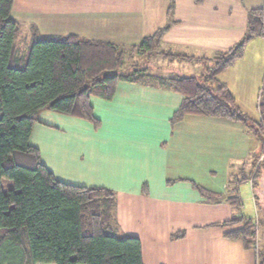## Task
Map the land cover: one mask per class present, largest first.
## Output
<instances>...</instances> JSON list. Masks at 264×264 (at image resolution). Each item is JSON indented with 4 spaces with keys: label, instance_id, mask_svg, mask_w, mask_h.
<instances>
[{
    "label": "crops",
    "instance_id": "crops-1",
    "mask_svg": "<svg viewBox=\"0 0 264 264\" xmlns=\"http://www.w3.org/2000/svg\"><path fill=\"white\" fill-rule=\"evenodd\" d=\"M172 1L173 11L168 14ZM261 8L264 0H14L11 17L20 25L16 41L25 43V49L17 45L24 52L34 29L39 36L74 35L129 49L168 25L161 49L186 55L187 66L203 65L200 75L213 66L217 53L242 40L249 11ZM217 79L243 112L242 101L252 100L259 120L264 34L250 39L243 56ZM93 97H99H90L95 114ZM180 100L179 94L165 87L119 82L112 100H106L111 115L144 113L150 122L111 126L128 137L118 143L124 144L123 157L102 148L98 132L104 123L96 114L101 120L98 127L43 110L30 142L58 180L103 186L115 193L118 234L140 239L143 264H257V248H264V204L255 183L236 180L243 178L239 171L259 151L260 141L250 126L235 120L189 115L171 125L169 118ZM53 120L82 123L66 128L74 134L68 138L59 133L65 128ZM193 182L223 195L208 199ZM235 217L257 222V248H246L240 239L225 236L241 224L218 226ZM177 233L181 236H173Z\"/></svg>",
    "mask_w": 264,
    "mask_h": 264
},
{
    "label": "trees",
    "instance_id": "trees-1",
    "mask_svg": "<svg viewBox=\"0 0 264 264\" xmlns=\"http://www.w3.org/2000/svg\"><path fill=\"white\" fill-rule=\"evenodd\" d=\"M13 1L0 0V181L6 178L14 185L6 192L0 185V264H143L140 239L118 234L115 193L103 186L58 180L30 142L33 125L47 109L98 127L101 120L90 97L110 101L117 84L126 81L181 93L171 125L189 115L239 121L254 130L264 149V88L258 102L260 119L255 122L217 79L243 56L250 39L264 34V8L249 11L244 37L228 51L217 53L214 66L199 76H163L145 64L154 53L178 54L161 49L168 25L129 49L74 35L39 36L34 29L24 52L17 46L20 25L11 17ZM172 11L173 1L168 14ZM193 186L208 199L223 195L194 182ZM229 201L236 204L235 198ZM254 223L235 217L218 226L241 224L225 236L240 239L249 248L254 247ZM258 252L257 264H264V254Z\"/></svg>",
    "mask_w": 264,
    "mask_h": 264
},
{
    "label": "rangeland",
    "instance_id": "rangeland-1",
    "mask_svg": "<svg viewBox=\"0 0 264 264\" xmlns=\"http://www.w3.org/2000/svg\"><path fill=\"white\" fill-rule=\"evenodd\" d=\"M19 43L20 45H22L21 46L22 49H25L24 47L25 43L22 41H19L17 42V45ZM153 55L154 57L151 59L149 58V63L145 65H147L153 72L159 75H163L164 73L169 74V72L170 73L172 72V73L179 74V75L198 76L200 73V70L203 68V65H200L199 63H189V66H187L188 63L185 64L183 61L190 60V59L187 57H183L180 54L167 53V54L158 55L154 53ZM152 59H154L155 62H153ZM170 60L175 61V62H169ZM160 63L162 64L160 65ZM212 64L214 66V61ZM135 68L138 69L140 67H134L133 69ZM167 89L169 91H173L171 88H167ZM175 92L181 96V100H182L181 93L177 91ZM92 100H93V104L96 110L95 114L100 116L104 123L103 128L100 130V132H98V139L100 138L102 140V144H101L102 148L105 146L107 149H111L114 155L121 157L125 151L123 149L124 144L122 143L118 144V143L124 140H128V137L126 135H122L123 133H117L113 131L111 129V126L120 125L121 123H127L129 125L150 123L148 121L149 119L147 117H144V113L140 115H136V114H132L129 112V113L121 114L120 116H114V115H111L112 109L107 107L108 103L106 102V100L104 99L102 100L101 98H94V97L92 98ZM242 103H243V108L245 110L244 113H246L251 118V121H255V122L258 121V114L256 113L257 111H256L255 104L253 103V101L245 100V101H242ZM51 115H55V114H51ZM59 115H61L60 117H64L63 119H70V118H67L68 117L67 115L65 116L60 113ZM54 117H58V116H54ZM170 118H169V122H170ZM72 121H76V122L70 123L69 120H65V122H62L60 120H56V121L53 120V122L57 124V126H59L62 129L65 128L64 130H66L67 132L65 131V133L63 134L64 130H62V131H59V133L68 138L69 136H73L74 134H72V132L66 128H69L68 127L69 125H75L78 123H82L80 121L78 122L77 120H72ZM230 146L232 148H235L233 145H230ZM248 160H250L249 163L241 167V170L239 171L240 176L248 180H251L253 183H255L256 193L259 197L260 202L264 204V149L260 148L259 151L257 150L254 155L252 154L248 157ZM220 176L223 177L224 175L221 173ZM223 181L224 179L220 181V184H222ZM0 185H1V189L4 192H6L8 189H13L14 187L13 182L6 178H1ZM246 187L248 189L249 185L247 184ZM247 206L249 207V210H251L252 205L247 202ZM254 224H255V235H254L253 243H254V247L257 248L258 247L257 246V236H256L257 222H255ZM257 249L259 250V252L257 251L259 254L260 253L264 254V248H261V249L257 248ZM38 264H53V263H38Z\"/></svg>",
    "mask_w": 264,
    "mask_h": 264
},
{
    "label": "built area",
    "instance_id": "built-area-1",
    "mask_svg": "<svg viewBox=\"0 0 264 264\" xmlns=\"http://www.w3.org/2000/svg\"><path fill=\"white\" fill-rule=\"evenodd\" d=\"M256 246V245H255Z\"/></svg>",
    "mask_w": 264,
    "mask_h": 264
}]
</instances>
